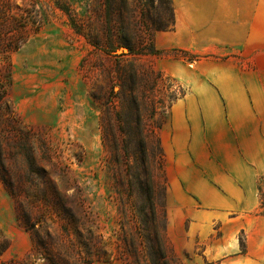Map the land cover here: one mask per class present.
Instances as JSON below:
<instances>
[{"label": "rangeland", "instance_id": "obj_1", "mask_svg": "<svg viewBox=\"0 0 264 264\" xmlns=\"http://www.w3.org/2000/svg\"><path fill=\"white\" fill-rule=\"evenodd\" d=\"M108 2L0 0V264H223L264 181V0ZM110 18L155 50L98 48Z\"/></svg>", "mask_w": 264, "mask_h": 264}, {"label": "trees", "instance_id": "obj_2", "mask_svg": "<svg viewBox=\"0 0 264 264\" xmlns=\"http://www.w3.org/2000/svg\"><path fill=\"white\" fill-rule=\"evenodd\" d=\"M108 8L111 9V7L113 6V2L112 0H108ZM165 3L168 6V10L170 11V21H171V25L174 26L175 25V13H174V8H173V3L172 0H165ZM126 4V2H125ZM121 23V22H120ZM117 21H114L112 18H110L109 24H108V28L110 25V30L109 34L105 36L104 40H100L99 37H97V39L95 40L94 44L98 47V48H103V50L107 51V52H111L114 49L117 48H125L128 49V51L130 53L138 51L139 53H146V52H150V51H154V31L153 33L151 32H136V31H126L124 30L126 27H131V26H136V22L134 23V20H131V26L130 25H126L124 24V22H122L120 24ZM119 25V26H118ZM116 27V31L115 30ZM117 32V33H116ZM148 45L150 47H148ZM10 53H12V51H6L5 53V57L9 58ZM10 67V66H9ZM3 71L2 76L0 75V88H1V95H0V101H2L5 98V94L6 92L4 91L6 89V83L9 82L10 83V69L8 70V66H4L2 69H0V72ZM8 74H7V72ZM5 73V74H4ZM8 76V77H7ZM4 79L7 82H3ZM263 179V178H262ZM5 184L9 187V182L7 181V179H3ZM264 180V179H263ZM257 190H258V198L259 200V213L264 215V181H259L257 184ZM162 244L157 243L156 246L154 245H148L146 250V253L144 255L145 257V262H142L143 264H169V261L167 259V255L165 253V251L163 250V248L161 247ZM241 247H242V252H245V244L244 242L241 243ZM140 262H138V264H142ZM206 264H213V263H206ZM218 264V263H217Z\"/></svg>", "mask_w": 264, "mask_h": 264}, {"label": "crops", "instance_id": "obj_3", "mask_svg": "<svg viewBox=\"0 0 264 264\" xmlns=\"http://www.w3.org/2000/svg\"><path fill=\"white\" fill-rule=\"evenodd\" d=\"M233 24L234 23L221 22V31L219 33L225 35L227 32L224 31V28L235 30L236 27ZM191 134L192 135L189 134V136H192L195 141H198L202 136L204 137V133L202 134L199 129L194 130ZM260 147L262 148L263 145H260ZM250 169H252V167L248 165L249 172ZM259 211L258 205L255 214L248 213V223H243L241 225L246 236L245 252L236 253L226 260H223V264H264V215L260 214ZM234 248H236V245H234ZM218 259L219 257L213 258V260Z\"/></svg>", "mask_w": 264, "mask_h": 264}]
</instances>
